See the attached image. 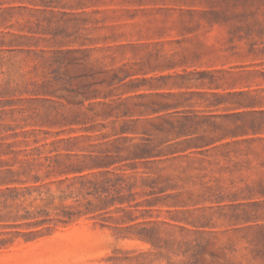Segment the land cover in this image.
<instances>
[{
  "label": "rangeland",
  "instance_id": "1",
  "mask_svg": "<svg viewBox=\"0 0 264 264\" xmlns=\"http://www.w3.org/2000/svg\"><path fill=\"white\" fill-rule=\"evenodd\" d=\"M262 111L264 0H0V264H264Z\"/></svg>",
  "mask_w": 264,
  "mask_h": 264
},
{
  "label": "trees",
  "instance_id": "2",
  "mask_svg": "<svg viewBox=\"0 0 264 264\" xmlns=\"http://www.w3.org/2000/svg\"><path fill=\"white\" fill-rule=\"evenodd\" d=\"M179 78H181V84H186L187 82L190 81L191 76L189 73H186L184 75H179ZM259 114L260 115L262 114L261 117L253 118L249 122V125L251 127L261 128L262 126H264V111L260 112ZM196 118L197 116L192 115V114L183 115L180 127H185V125L187 124L195 123ZM244 125L245 124H240L239 126L243 127ZM188 131L189 132L185 133V135L192 133L190 132V130ZM185 141L195 143L194 144L195 147H203V146L213 144L215 142V139L212 137H206L202 135V136L189 137ZM148 153L150 152L146 150V145H144V148L140 150L139 152H134V155H137V156L139 155L140 157H143L144 155ZM44 161L46 162L45 164L44 162L37 161L36 157H31V159H28V158L25 159L24 161H22L23 163L26 164V167H24V172L30 173L33 170L38 171V169H40V167H43V166L46 168L53 167L52 166L53 159L51 156L49 155L45 156ZM8 172L13 173V171H10V170H8ZM32 176L34 177V179L40 178V176L36 174L35 175L33 174ZM131 186L132 184L129 183L127 178H124L121 175H117L113 173L112 175L104 174L103 177H100L99 179H94L93 181H88V182L82 181L79 187V191L82 192L84 191V189H86V194H91L93 195L95 199L98 200V204L94 205L92 208L93 210H96L99 207L102 208L101 206H107L109 204H114L115 202L129 203L130 197L132 196V194L131 193L123 194L122 191L124 189L129 190ZM88 188H92V190H88ZM48 191L49 189H47L46 193H48ZM15 192L16 193L14 195V198H16L19 195L17 191ZM39 194H41V192H39ZM47 197L51 198L50 195H48ZM47 203H52V199H50ZM88 204H91V202L88 201ZM61 214L63 216L71 217L74 214V212H69V211H65L62 209ZM41 221L44 223L46 221H50V219L43 218Z\"/></svg>",
  "mask_w": 264,
  "mask_h": 264
}]
</instances>
